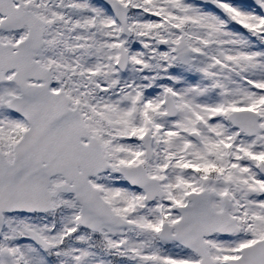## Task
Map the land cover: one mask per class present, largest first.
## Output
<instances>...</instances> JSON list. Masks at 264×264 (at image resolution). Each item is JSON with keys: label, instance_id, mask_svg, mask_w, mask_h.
Here are the masks:
<instances>
[{"label": "snow or ice", "instance_id": "6c2138e0", "mask_svg": "<svg viewBox=\"0 0 264 264\" xmlns=\"http://www.w3.org/2000/svg\"><path fill=\"white\" fill-rule=\"evenodd\" d=\"M0 264H264V0H0Z\"/></svg>", "mask_w": 264, "mask_h": 264}]
</instances>
